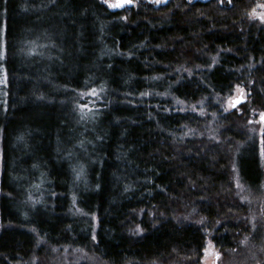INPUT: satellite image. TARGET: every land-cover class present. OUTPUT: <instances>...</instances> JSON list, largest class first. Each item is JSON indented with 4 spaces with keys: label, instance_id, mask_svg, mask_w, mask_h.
Here are the masks:
<instances>
[{
    "label": "trees",
    "instance_id": "obj_1",
    "mask_svg": "<svg viewBox=\"0 0 264 264\" xmlns=\"http://www.w3.org/2000/svg\"><path fill=\"white\" fill-rule=\"evenodd\" d=\"M254 4L0 0V264L48 247L90 248L106 264H198L208 238L224 261H256L240 246H263L264 233L251 217L258 206L264 216ZM237 84L250 95L225 112ZM89 88L97 97L78 95ZM78 103L98 117L76 123Z\"/></svg>",
    "mask_w": 264,
    "mask_h": 264
},
{
    "label": "rangeland",
    "instance_id": "obj_2",
    "mask_svg": "<svg viewBox=\"0 0 264 264\" xmlns=\"http://www.w3.org/2000/svg\"><path fill=\"white\" fill-rule=\"evenodd\" d=\"M114 1L115 0H111V2H114ZM259 3L254 4L251 12L253 11V9H255L257 13L264 12V10L257 7ZM160 4L162 3H155V2L153 3L154 6H159ZM257 21L261 23L259 19H257ZM4 85H5V75L0 66V95L4 94V91H3ZM233 95H235V91ZM258 118H259V114L256 117V120H258ZM258 129L261 130V126L259 124H258ZM255 199L256 197H252L249 199L251 204H256ZM251 217L254 218L257 225L261 224L260 222L264 224L263 222L264 216H263L262 210L259 209V206H258V210H256V213L254 211L253 216ZM262 238H263L262 239L263 246L261 244L256 243L255 240H257V238L255 237H254L255 244L253 242L247 241V242H243L240 245L241 251H252L253 252L251 253L252 257L251 255H249L250 259L254 257L256 258V261H254L253 264H264V233H263ZM205 249H208V251L205 252ZM217 253L220 254V251L213 246L209 238L206 239L198 264H213V261H215V264H247L246 262L244 263L240 262V260H238L235 256H230V255L227 256L226 260L224 261L221 254L219 255V258H217V255H216ZM37 256L40 257V260L38 257H35L34 260L30 261V263L26 262L24 264H79V262L81 261L85 264H106V262H103L102 260H100L90 248H88V250L77 251L76 249L68 250L66 248L65 250L64 249L60 250L58 248L48 247V248H44L42 254L37 255ZM168 264H182V263L170 262Z\"/></svg>",
    "mask_w": 264,
    "mask_h": 264
},
{
    "label": "snow or ice",
    "instance_id": "obj_3",
    "mask_svg": "<svg viewBox=\"0 0 264 264\" xmlns=\"http://www.w3.org/2000/svg\"><path fill=\"white\" fill-rule=\"evenodd\" d=\"M101 2L105 5H107V7L109 9H122L125 8L126 6L129 5H135L138 0H115V2H111V0H101ZM155 3H167V0H154ZM221 3L224 2V0H220ZM4 3H7V0H4ZM189 3H191V0H189ZM228 3H232V0H228ZM257 7L264 9V4H259L257 5ZM24 11H27V9H23ZM250 18H257L260 20V22L262 24H264V12H260L257 13L255 11V9H253V11L249 14ZM122 19H126V17H122ZM3 29L0 28V32H2ZM5 58V45L3 43H0V59H4ZM213 62H215V58H213ZM187 71V70H186ZM246 85L245 86H241L240 84L235 85V95H230L228 100H227V106L224 108V111L227 112L229 110H236L239 107H241L243 104L246 103V96L250 95V92L245 91ZM104 90L103 85H101L100 91L102 92ZM78 95L83 98L84 96H92V97H97L98 93H97V89L96 88H89V90L87 92H80L78 93ZM142 95H148V93H142ZM74 112H78L79 114V119H77L76 123H82V122H87L89 120H95L98 115L99 112L97 111H93V109L89 108V105L86 103H78L76 105V107L73 109ZM193 111H195V109H193ZM243 114V113H241ZM201 115H203V112L201 111ZM249 124L254 123V121L249 120L248 121ZM259 125L261 126V134H262V139H261V144L264 145V111H261L259 113V121H258ZM96 139L98 140H102L103 137H96ZM17 140L23 141L24 137L18 136ZM79 147H83V141H80ZM262 153H264V148L261 149ZM73 155V153L71 151H69V157H71ZM33 168L38 167V165L33 164L32 165ZM73 172H75L76 177L79 178L81 176V174L84 171V165L80 164L78 167L76 165H73L72 168ZM11 179L13 181H17L20 178L13 176L11 177ZM34 188H39L40 185H33ZM127 190V189H126ZM52 195H56V193H52ZM25 203H32L33 205L40 203L39 200L33 201L32 197L29 196L28 200L25 201ZM143 211V210H141ZM93 219H95V217H93ZM142 231V229L140 228L139 225H137V228L135 230V232L133 234H139V232ZM97 237L95 234H93L92 236V240L96 241ZM208 249H205V252H207ZM217 258H219V253L216 254ZM213 264H215V261H213Z\"/></svg>",
    "mask_w": 264,
    "mask_h": 264
},
{
    "label": "flooded vegetation",
    "instance_id": "obj_4",
    "mask_svg": "<svg viewBox=\"0 0 264 264\" xmlns=\"http://www.w3.org/2000/svg\"><path fill=\"white\" fill-rule=\"evenodd\" d=\"M149 1L154 3V0H149ZM236 1H240V0H232V3H228V0H224L223 3H221L220 0H191V2H199V3L213 2V3H218L220 5H224L227 7L231 6ZM250 2H255V4H258L260 2L259 4H264V0H262V1L261 0H250ZM262 10H264V9H262Z\"/></svg>",
    "mask_w": 264,
    "mask_h": 264
},
{
    "label": "water",
    "instance_id": "obj_5",
    "mask_svg": "<svg viewBox=\"0 0 264 264\" xmlns=\"http://www.w3.org/2000/svg\"><path fill=\"white\" fill-rule=\"evenodd\" d=\"M131 6V5H129ZM129 6H126V7H129ZM111 11H116V10H120V9H110Z\"/></svg>",
    "mask_w": 264,
    "mask_h": 264
}]
</instances>
